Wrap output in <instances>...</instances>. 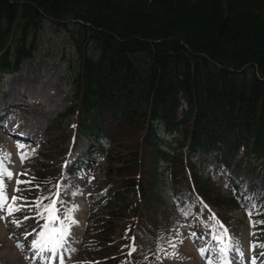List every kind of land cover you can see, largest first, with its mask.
Returning a JSON list of instances; mask_svg holds the SVG:
<instances>
[{"label":"trees","instance_id":"16d2710c","mask_svg":"<svg viewBox=\"0 0 264 264\" xmlns=\"http://www.w3.org/2000/svg\"><path fill=\"white\" fill-rule=\"evenodd\" d=\"M48 25L71 49L63 58L73 103L55 121L74 119L57 154L45 156L54 165L31 163L21 180L32 184L20 193L30 202L60 184V205L74 207V219L80 189L59 168L79 147L71 132L87 143L78 157L111 148L92 195L83 260L158 264L159 255L171 256L178 206L200 210L207 222L215 216L237 238L243 227L234 213L248 215L255 204L262 214L252 219L264 221V0H0V80L36 56ZM198 155H214L234 187L205 173ZM171 179L189 190L172 195L174 204L162 190ZM20 215L30 218L16 231L27 228L32 241L45 221L35 210ZM255 230L264 243V225Z\"/></svg>","mask_w":264,"mask_h":264},{"label":"rangeland","instance_id":"374dc122","mask_svg":"<svg viewBox=\"0 0 264 264\" xmlns=\"http://www.w3.org/2000/svg\"><path fill=\"white\" fill-rule=\"evenodd\" d=\"M64 35L59 28L46 26L42 32V44L36 56L27 61L20 72L7 75L0 80V141L8 149L9 157L4 159L5 165L14 174H19L24 167L29 169L20 159L21 152H26L25 149L29 146L33 148L41 146L43 149L41 151L44 153L43 158H39L36 163L38 169H45L54 165L47 155L57 154L58 145L66 142L63 138V131L68 129L67 125L74 119V116L55 121L56 117L64 113L73 103L69 71L65 62V58L71 55V49L65 42ZM64 55H66L65 58H63ZM48 128L53 129L50 135H48ZM71 135L79 146L71 157L73 159L79 150L87 149V143L76 130L71 132ZM45 141L50 144L44 145ZM21 144L24 145L22 150L18 148ZM110 149L105 145L104 152L95 153L94 151V158L86 160L90 163L88 165H92V170L90 172L80 171L71 178L72 181L78 183V189H80L78 199L86 210L83 215H86L89 210L92 195L99 191L98 184L102 183L105 178L103 170L109 165L107 153ZM196 160L205 173H209L215 179H223L225 181L223 185L228 188L232 185L229 171L224 167H219L213 155H198ZM16 178L17 175H14L11 180L5 179L9 198L13 194ZM185 185V180L167 181L162 189L166 194V199L169 200L173 192L186 194ZM165 206V204L158 205L162 209ZM233 216L240 222L241 227H245L242 246L239 248L244 253V264H248L253 255L249 250V245L255 239L250 233L256 230L250 227V222H242L243 218L249 221L247 214L236 212ZM194 217L201 219L199 215H194L192 212H184L185 220L188 221ZM188 225V222L179 223L176 226V234L168 235L170 236L169 242L176 246L177 251V254L175 253L170 260L172 264H208L209 259H212L215 264L219 259L217 241L206 235L193 238ZM83 226L85 223H82L80 230L74 232L78 237L75 248L72 247L75 240L72 238L70 240L72 243L68 241L55 256L46 252L44 255L49 259L41 260L36 256L35 250L28 249L27 244L21 248V241L23 243L24 240L16 236L11 237L8 232L10 223L6 222V219L0 220V264H79L74 262V254L79 248ZM214 232L217 233V231ZM225 243L228 242L225 241ZM201 249H214V251L202 255ZM255 254L257 255V252ZM228 255L233 264H240V257L235 248ZM163 261L166 260L163 259Z\"/></svg>","mask_w":264,"mask_h":264},{"label":"snow or ice","instance_id":"6c2138e0","mask_svg":"<svg viewBox=\"0 0 264 264\" xmlns=\"http://www.w3.org/2000/svg\"><path fill=\"white\" fill-rule=\"evenodd\" d=\"M19 149H23L24 145H18ZM30 157L28 152H21V162L23 163L26 159ZM14 175L26 176L27 173L14 174L10 171L4 164V159H0V220L6 219V217L14 216L15 213L23 211L27 208L28 211L35 210V215L38 219H43L45 223L41 226V230L38 233V238L34 240L31 244L32 249L35 250L36 256L41 260H47L44 253H51L55 256L61 248L64 247L66 239L70 234V227L76 224L73 219V213L76 210L74 207L61 213L60 208L57 207L58 204H63L60 200V186L57 185V191L49 196L37 197L34 201H27L23 196L13 195L9 198L7 193V184L5 179L11 180ZM21 184H32V180H21L16 179L17 187L14 189L15 192L19 193L21 191ZM47 200L48 203L45 204L44 201ZM19 202V203H18ZM206 207V206H205ZM264 207V206H262ZM262 214L256 210L255 204L248 209V216L250 221V227L253 229L257 228L259 225H264V221L253 220V214ZM63 217V218H61ZM30 217L25 216L24 219H29ZM211 219L216 223L218 229L217 233L213 236V239L219 244L218 248V261L215 264H233L229 259V252L235 248L236 253L240 257V264H244V253L239 248L238 242L229 240L228 231L223 224H220L215 216ZM12 223L16 226H20L21 221L12 220ZM252 236H256V232L250 233ZM228 240V243L225 241ZM20 246V245H18ZM173 248L174 244L171 245ZM260 249L259 255L257 256L256 249ZM249 250L253 253L248 264H264V243L259 242V240H254L249 245ZM136 248L133 246L129 255L135 252ZM214 251V249H201V254L206 252ZM62 260V258H61ZM208 264H214L212 259L208 260Z\"/></svg>","mask_w":264,"mask_h":264}]
</instances>
